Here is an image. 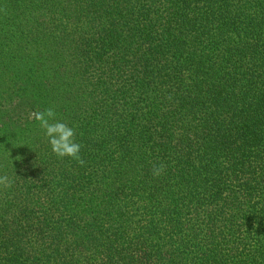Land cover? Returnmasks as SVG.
Instances as JSON below:
<instances>
[{"label": "trees", "instance_id": "obj_1", "mask_svg": "<svg viewBox=\"0 0 264 264\" xmlns=\"http://www.w3.org/2000/svg\"><path fill=\"white\" fill-rule=\"evenodd\" d=\"M5 175L0 264H264V0H0Z\"/></svg>", "mask_w": 264, "mask_h": 264}, {"label": "clouds", "instance_id": "obj_2", "mask_svg": "<svg viewBox=\"0 0 264 264\" xmlns=\"http://www.w3.org/2000/svg\"><path fill=\"white\" fill-rule=\"evenodd\" d=\"M29 119L38 122L39 127L43 130L52 152L59 158L69 157L81 166L85 161L82 159L81 145L76 141V132L68 124L57 120L55 109L49 107L43 111H35L29 114ZM164 164L155 165L152 168V175L159 177L164 173ZM12 181L7 175L0 176V185L5 188L11 187Z\"/></svg>", "mask_w": 264, "mask_h": 264}]
</instances>
